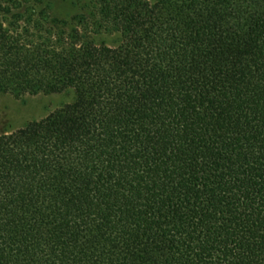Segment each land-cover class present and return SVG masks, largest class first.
I'll list each match as a JSON object with an SVG mask.
<instances>
[{
	"label": "trees",
	"instance_id": "16d2710c",
	"mask_svg": "<svg viewBox=\"0 0 264 264\" xmlns=\"http://www.w3.org/2000/svg\"><path fill=\"white\" fill-rule=\"evenodd\" d=\"M7 94L0 264H264V0H0Z\"/></svg>",
	"mask_w": 264,
	"mask_h": 264
},
{
	"label": "rangeland",
	"instance_id": "374dc122",
	"mask_svg": "<svg viewBox=\"0 0 264 264\" xmlns=\"http://www.w3.org/2000/svg\"><path fill=\"white\" fill-rule=\"evenodd\" d=\"M156 1V0H151ZM53 17L70 20L75 16H88L92 8V0H43ZM96 44L116 46L119 36L102 32L93 36ZM68 94H40L17 98L13 95H0V134L23 128L28 123L41 120L50 113L70 102Z\"/></svg>",
	"mask_w": 264,
	"mask_h": 264
}]
</instances>
